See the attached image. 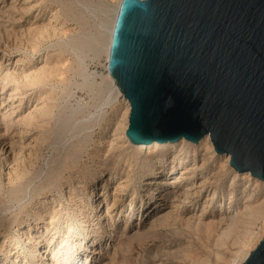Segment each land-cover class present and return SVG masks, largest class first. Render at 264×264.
Here are the masks:
<instances>
[{
    "label": "rangeland",
    "instance_id": "rangeland-1",
    "mask_svg": "<svg viewBox=\"0 0 264 264\" xmlns=\"http://www.w3.org/2000/svg\"><path fill=\"white\" fill-rule=\"evenodd\" d=\"M116 2L0 0V264H84L85 258L89 264H235L246 248L232 233L222 236L226 222L220 217L242 211L246 218L250 210L264 209V180L236 172L224 164V155L211 154L203 144L177 145L175 154L187 155L186 162L165 176L158 201L171 216L165 224L146 225L152 213L140 211L149 176L140 167L144 153L134 163L129 157L130 142L116 124L125 101L114 99L104 80L102 36ZM29 112L39 123L25 129ZM21 155L24 182L10 195L6 171ZM193 165L195 195L186 200L181 190L187 181L169 184L181 167ZM201 179H208L202 188ZM102 182L108 206L116 184L126 185L109 213L110 226L98 219L96 197L84 190ZM86 219L95 232L81 239ZM263 230L264 218L250 226V243Z\"/></svg>",
    "mask_w": 264,
    "mask_h": 264
},
{
    "label": "water",
    "instance_id": "water-1",
    "mask_svg": "<svg viewBox=\"0 0 264 264\" xmlns=\"http://www.w3.org/2000/svg\"><path fill=\"white\" fill-rule=\"evenodd\" d=\"M108 71L132 144L208 134L264 180V0H121ZM241 264H264V236Z\"/></svg>",
    "mask_w": 264,
    "mask_h": 264
},
{
    "label": "bare ground",
    "instance_id": "bare-ground-1",
    "mask_svg": "<svg viewBox=\"0 0 264 264\" xmlns=\"http://www.w3.org/2000/svg\"><path fill=\"white\" fill-rule=\"evenodd\" d=\"M80 1V0H79ZM106 2V1H105ZM120 2L121 0H117L116 4L114 5V7L112 8H108L109 11L111 12V15H109L108 17V26L106 28V32H105V35L104 37L102 36V51L104 52V54L106 55V58H107V61L105 63V68L107 69V73L105 74L104 76V80H105V83H106V87L108 88V90L110 92H112L111 94L113 95V98L114 99H118L120 97H123V100L125 101V110H124V113H123V117H122V121H119L117 122L116 124H118L121 128H122V131L121 133H123L125 135V129L127 128V124H128V114H129V102L127 101V99L123 96V94L120 92L119 88L117 87V85L115 84L114 80L112 79V77L110 76V73L108 71V59H109V47H110V41H111V36H112V32H113V27H114V23H115V19H116V15H117V12H118V9H119V5H120ZM108 6V5H107ZM107 10V9H105ZM103 20H105V18H103ZM102 20V21H103ZM105 24V23H104ZM102 25V24H101ZM103 27V26H102ZM104 28V27H103ZM104 30V29H103ZM102 33V31H101ZM99 35V34H98ZM103 35V34H102ZM101 37V36H100ZM101 39V38H100ZM99 40V39H98ZM78 42V41H77ZM57 44V43H55ZM50 46V45H49ZM80 54V53H79ZM10 75V74H9ZM79 105V104H78ZM73 109V108H72ZM39 110V109H38ZM35 111V110H34ZM37 111V110H36ZM44 111V110H43ZM72 112V111H71ZM80 113V112H79ZM45 114V113H43ZM76 114V113H75ZM35 116H37L35 114ZM34 114L29 112L28 113V116H26V119L23 123V126L25 129H28L29 127H31V125H34L36 123H39V122H36L34 123L33 120L35 118ZM37 119V118H36ZM23 120V119H22ZM11 121V120H10ZM37 121V120H35ZM38 125V124H37ZM57 125V124H56ZM87 125V124H86ZM78 126V125H77ZM81 127V126H80ZM60 128V127H59ZM89 128V127H88ZM25 129L22 131V132H28L27 130L25 131ZM87 129V128H86ZM62 131V130H61ZM20 132V131H19ZM20 132V133H22ZM75 132V130H74ZM61 134V133H60ZM62 135V134H61ZM20 136V135H19ZM22 137V136H20ZM38 137V136H36ZM59 138V137H58ZM70 138V137H69ZM87 138V137H86ZM38 139V138H36ZM33 140V139H32ZM31 140V141H32ZM35 140V138H34ZM33 140V142H34ZM128 139L126 138V141ZM80 141V139H79ZM78 141V143H79ZM129 141V140H128ZM37 142V140H36ZM70 142V141H69ZM82 142V141H81ZM20 143V142H19ZM30 141L27 142V145L26 147L28 148L29 145H30ZM65 143V142H64ZM102 143V142H101ZM109 143V147H112V142L110 140ZM190 143V144H189ZM34 144V143H33ZM73 144V143H72ZM71 144V146H73ZM191 144H203L205 145V148L208 150V152H210L211 154H215L217 153L213 147V144H212V141L209 137L208 134L204 135L202 138L199 139L198 143H192L184 138H181L173 143H170V142H165V143H157V142H153L151 144H148V145H143V144H132L130 143L129 144V147L131 148L130 150V156L134 161L136 162L137 160H139L140 156L142 153H144V156L141 158L140 160V167L142 168V171L146 172L149 176L147 178V180H145V183H144V195H142L140 197V208H142L140 211H142V215H144L145 213L147 214L148 213H152V215H150V217L148 218V221L146 222V225L149 227V228H153L155 226H159V225H162V224H165L167 222V217L169 216L170 214V211L168 212H165L163 213L162 212V208L163 206L158 202L159 201V197L161 196V188H163V180H165V176L167 174H169L170 172H173L174 170H176L180 165L182 166L184 162H186V156L185 154H181L182 156H177L175 154V152H177L180 148L178 146V150H176V147L177 145H181V148L184 147L186 145V148L191 145ZM22 145V143H21ZM83 145V144H82ZM103 145V144H102ZM101 145V146H102ZM108 145V144H107ZM20 147V144L18 145ZM63 146V145H62ZM78 146V145H77ZM198 146V145H197ZM200 146V145H199ZM70 147V146H69ZM68 147V148H69ZM76 147V146H75ZM80 147V145H79ZM64 148V147H63ZM67 148V149H68ZM72 148V147H71ZM144 149V150H143ZM192 149V148H191ZM19 150V149H18ZM22 150V148H21ZM29 150V148H28ZM27 150V151H28ZM32 149H30L27 154L29 155L32 151ZM76 150V149H75ZM146 150V151H145ZM190 150V149H189ZM194 150V149H193ZM72 151V150H71ZM74 151V150H73ZM144 151V152H143ZM184 151V150H183ZM18 152H22L23 151H18ZM79 152V151H78ZM99 152V151H98ZM19 153V154H20ZM76 153V151L74 152H70V155L72 156V154ZM153 153V154H152ZM183 153V152H182ZM188 153V152H187ZM17 154V155H19ZM35 154V153H34ZM77 154V153H76ZM217 154H220V153H217ZM194 155V153L192 154ZM224 155L225 157V161H224V164L225 165H229L230 167H232L230 165V155L229 154H222ZM22 156V155H21ZM27 156V155H26ZM69 157V154L67 155ZM128 157V156H127ZM211 157V156H210ZM24 158L25 156H22L21 157H18V159L15 158L14 156V159H12V163L10 164V167L7 168V171H6V175H7V181H12V186L9 188L10 189V195H14L16 193V190L21 186L22 182L24 181H21L22 178H24L25 176V173H26V170L23 168V165H24ZM75 158V157H74ZM98 158V154H95L94 155V159H97ZM188 158V157H187ZM192 158V157H191ZM212 158V157H211ZM170 159V160H169ZM131 161V159H129ZM173 161V164L171 165V162L170 161ZM175 161V162H174ZM9 163V162H8ZM129 163V162H128ZM204 163V162H203ZM194 164V163H193ZM9 165V164H8ZM60 165V164H59ZM130 166V164H129ZM197 167V165H196ZM195 167V168H196ZM224 166L222 165V168ZM50 168V167H49ZM52 169V168H51ZM225 169V168H224ZM55 170H58V169H55ZM179 170V169H178ZM235 170V169H234ZM49 171V170H48ZM224 171V170H223ZM227 171V170H226ZM231 171V170H230ZM236 171V170H235ZM50 172V171H49ZM194 165L193 167L192 166H186V167H181L180 168V172H179V175L174 177V179H171L172 182H170L169 185H174V184H178L180 182H183V180L187 181V183H184L183 184V187L184 189L181 190V195H191V193H195V190L194 192L193 189H194V185L196 184V177L193 176L194 174ZM237 172V171H236ZM47 173V172H46ZM52 173V171H51ZM56 174V172H54ZM145 173V174H146ZM227 173V172H226ZM243 173V172H242ZM248 174V172H246ZM54 174V175H55ZM113 174V173H112ZM173 174V173H172ZM236 174V173H235ZM233 175V174H232ZM237 175V174H236ZM49 176V175H47ZM45 176V177H47ZM128 176V175H127ZM197 176V175H195ZM147 177V176H146ZM198 177H200L198 175ZM231 177V176H230ZM127 178V177H126ZM249 178V177H248ZM255 178V177H254ZM50 179V178H49ZM209 179V178H208ZM208 179H204L202 181L199 182V187L202 188L205 184H206V181L208 182ZM256 179V178H255ZM27 180H30V179H27ZM232 180V179H231ZM259 180V179H258ZM26 181V180H25ZM32 181V180H31ZM127 181V180H126ZM246 181V180H245ZM257 181V180H256ZM261 181V180H260ZM123 182V181H122ZM122 182H119L118 184H116V186L114 187V190L115 192L112 194V197H113V201L111 203V205H106L105 202H103L102 198L104 197V191L106 189V182H102V184L100 186H97L96 184H91V186H89L90 188L87 189V188H84V190H86V192L89 194L90 196V199L93 198V197H96V199L93 201L92 203V206H93V209L95 210V213H96V216L98 217V219L100 220L102 218V221H105V225L107 226H110V222H109V219L111 218V214L109 215L112 206L115 204V202L117 201L118 199V193L120 191H122L124 189V187L126 185H124V183ZM235 182V181H234ZM259 182V181H258ZM169 183V182H168ZM218 183V182H217ZM220 183V182H219ZM25 184V183H24ZM23 184V186H24ZM210 184H211V181H210ZM176 186V185H175ZM219 186V185H217ZM229 186V185H228ZM232 186V185H231ZM260 186V185H259ZM25 187H28V186H25ZM174 187V186H173ZM230 187V186H229ZM228 187V188H229ZM257 187V186H256ZM165 188V187H164ZM181 188V187H180ZM25 189V188H24ZM27 189V188H26ZM25 189V190H26ZM33 189V188H32ZM174 189V188H173ZM31 190V189H29ZM37 190V189H36ZM39 190V189H38ZM198 190V188H197ZM216 190V189H215ZM214 190V191H215ZM230 190V189H229ZM228 190V191H229ZM23 191V189H22ZM32 191V190H31ZM30 191V192H31ZM231 191V190H230ZM245 191V190H244ZM3 193V192H2ZM176 193V192H175ZM179 193V192H178ZM197 193V191H196ZM225 193V192H224ZM249 194V192H247ZM142 194V193H141ZM180 194V193H179ZM212 194V193H211ZM209 194V195H211ZM214 194V192H213ZM212 194V195H213ZM195 195V194H193ZM212 195L211 197H209V199L212 198ZM252 195V194H251ZM25 196V195H23ZM22 196V197H23ZM177 196V195H176ZM185 196V199L187 198ZM227 198L230 202L231 200V196H230V193L226 195ZM180 197V196H179ZM76 198V197H75ZM208 198V197H207ZM206 198V199H207ZM16 199V198H15ZM22 199V198H21ZM74 199V197L72 198ZM183 199V198H182ZM224 199V198H223ZM245 199V198H244ZM19 200V199H18ZM187 200V199H186ZM74 201V200H73ZM76 201V200H75ZM184 201V200H182ZM207 202V201H206ZM220 202V201H219ZM228 202V201H227ZM75 203V202H74ZM40 204H43V202H40ZM77 204V203H76ZM153 205V206H152ZM220 205H223V203H220L218 204V207ZM230 205V204H229ZM228 206V205H227ZM226 206V207H227ZM248 206V204H247ZM42 207V206H41ZM176 207V206H174ZM217 207V206H216ZM37 208V206H36ZM39 208V207H38ZM243 208V207H242ZM245 208V207H244ZM168 210V209H167ZM170 210V209H169ZM243 210V209H242ZM39 211V210H38ZM248 211V210H247ZM244 213V212H243ZM42 214V213H41ZM228 214V213H227ZM226 214V215H227ZM171 216V215H170ZM169 216V217H170ZM245 215H242V211L235 214V215H232L227 217L226 216H222L220 217V221H225L226 222V226H225V230L224 232L222 233V236L224 237L226 235V237L228 235H230L231 233L234 235L235 237V243L239 244L240 246L242 247H245L243 248V250L245 249V253L237 259L236 261V258L235 261L236 263L235 264H241L243 262V260L246 258V256L248 255V253L254 249V247L258 244V242L261 240V238L264 236V230L262 231L261 234H259L258 238L256 239L255 237V242L252 244L250 243L252 238H253V235L250 234L251 231H250V226L253 225L254 223H256L257 221L261 220L264 218V209L263 207H257L253 210H250V213H248V215L246 216V218H243ZM147 217V216H146ZM89 219V218H88ZM140 219V218H139ZM169 219V218H168ZM111 221V220H110ZM101 223V222H100ZM91 225H94L93 223H91L89 220H85L84 221V228L83 230L81 231L80 233V238L81 239H84V238H87L90 233L92 232H95L94 228L91 227ZM138 225H136L137 227ZM112 227V226H111ZM223 229V228H222ZM112 232V231H111ZM254 232V231H253ZM114 233V232H112ZM26 234V233H25ZM23 234V235H25ZM249 234L252 235V238L249 239ZM256 234V232H255ZM257 235V234H256ZM25 238H28V237H25ZM91 238V237H90ZM222 239V238H220ZM233 239V237H232ZM254 240V239H253ZM224 241V240H223ZM215 242V241H214ZM229 242V241H228ZM232 242V241H231ZM250 243V244H249ZM226 244V243H225ZM86 245V244H85ZM246 245V246H245ZM233 246V245H232ZM224 247V246H223ZM227 247V246H226ZM229 248V247H228ZM239 252H240V248H238ZM98 253H100V251H98ZM220 253V252H219ZM232 253V252H231ZM230 253V255H231ZM235 254V253H234ZM239 256V253L237 254ZM237 256V257H238ZM230 260V259H229ZM234 261V262H235ZM232 262V261H231ZM47 263V262H46ZM84 264H89L90 262L87 260V258H85ZM229 263V262H228ZM4 264V263H3ZM49 264V263H47ZM231 264V263H230ZM234 264V263H233Z\"/></svg>",
    "mask_w": 264,
    "mask_h": 264
}]
</instances>
